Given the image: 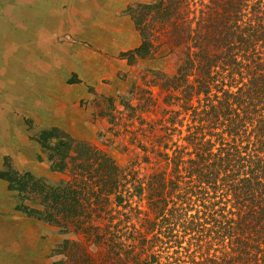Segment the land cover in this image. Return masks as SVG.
I'll return each mask as SVG.
<instances>
[{"label": "trees", "instance_id": "1", "mask_svg": "<svg viewBox=\"0 0 264 264\" xmlns=\"http://www.w3.org/2000/svg\"><path fill=\"white\" fill-rule=\"evenodd\" d=\"M128 11L142 42L123 59L165 45L178 59L173 74L152 71L162 116H145L158 101L142 89L136 104L122 97L116 130L107 98V131L136 146L126 166L59 127L41 130L51 170L68 179L7 161L0 177L16 209L73 235L54 264H264V0H153ZM183 115L186 131L173 139Z\"/></svg>", "mask_w": 264, "mask_h": 264}, {"label": "rangeland", "instance_id": "2", "mask_svg": "<svg viewBox=\"0 0 264 264\" xmlns=\"http://www.w3.org/2000/svg\"><path fill=\"white\" fill-rule=\"evenodd\" d=\"M151 1L132 0L128 8ZM61 3L62 0H0V173L10 160L21 172L31 171L51 183L68 179L67 174L51 170L35 138L41 130L55 126L79 140L103 147L121 166H126L136 146L124 135L107 131L110 123L101 111L111 108L108 97L114 98L116 116L120 118L116 130L124 129L126 123L119 112L123 109L122 97L128 96L136 104L142 89L150 88L158 101L157 107L145 116H162L163 96L153 86L152 71L176 72L178 59L169 47L165 45L157 55L133 65L121 57V52L115 57L117 65L109 68L101 81L87 82L79 71L60 64L70 50L62 47L66 39L59 29L57 11L64 12L67 7ZM126 12L132 16L128 9ZM55 31L59 35L50 37ZM132 88L134 94L130 93ZM187 122L185 115L178 117L173 139L183 137ZM102 132L104 136H100ZM123 145L132 146L131 151L123 150ZM139 166L141 173L150 171V164ZM17 201L8 181L0 177V264H54L59 258L55 254L57 247L73 235L63 234L57 227L17 210Z\"/></svg>", "mask_w": 264, "mask_h": 264}, {"label": "crops", "instance_id": "3", "mask_svg": "<svg viewBox=\"0 0 264 264\" xmlns=\"http://www.w3.org/2000/svg\"><path fill=\"white\" fill-rule=\"evenodd\" d=\"M130 2L132 0H62L61 5L67 8L64 12L57 11V18L66 39L62 47L70 50L60 64L68 70L79 71V76L87 82L101 81L106 71L117 65L119 60L115 57L142 42L132 16L126 12ZM58 35L55 31L49 36Z\"/></svg>", "mask_w": 264, "mask_h": 264}, {"label": "bare ground", "instance_id": "4", "mask_svg": "<svg viewBox=\"0 0 264 264\" xmlns=\"http://www.w3.org/2000/svg\"><path fill=\"white\" fill-rule=\"evenodd\" d=\"M7 21V20H6ZM2 34V33H1ZM21 54V53H20ZM9 56V55H8Z\"/></svg>", "mask_w": 264, "mask_h": 264}]
</instances>
